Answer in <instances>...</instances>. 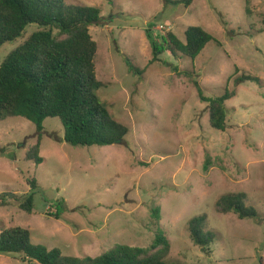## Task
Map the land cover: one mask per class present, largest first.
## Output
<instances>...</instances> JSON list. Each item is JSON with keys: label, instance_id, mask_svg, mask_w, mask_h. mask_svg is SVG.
<instances>
[{"label": "rangeland", "instance_id": "1", "mask_svg": "<svg viewBox=\"0 0 264 264\" xmlns=\"http://www.w3.org/2000/svg\"><path fill=\"white\" fill-rule=\"evenodd\" d=\"M65 3L101 9L90 27L98 44L97 78L104 83L99 95L130 132L113 145L73 146L61 120L46 118L37 163L26 159L38 140L36 125L23 116L0 120V196L11 200L0 206V233L21 226L33 243L95 257L116 243L147 247L162 228L170 264H264V0H194L188 7L166 0ZM191 25L220 44L209 42L194 61L165 53L152 62L149 35L158 40L173 31L184 38ZM23 40L1 46L0 63ZM164 61L194 72L206 96L235 92L226 101L225 131L211 128L208 103L192 80ZM242 75L259 81H239ZM33 178L30 213L19 203L34 190ZM232 193H244L257 216L219 212L217 201ZM156 207L160 221L152 216ZM201 214L214 235L211 253L190 238V220ZM0 264L28 263L0 253Z\"/></svg>", "mask_w": 264, "mask_h": 264}, {"label": "trees", "instance_id": "2", "mask_svg": "<svg viewBox=\"0 0 264 264\" xmlns=\"http://www.w3.org/2000/svg\"><path fill=\"white\" fill-rule=\"evenodd\" d=\"M194 0H166L171 4L190 6ZM102 16L99 7L66 4L65 0H0V47L17 38L23 42L10 51L0 63V120L23 116L32 121L38 131L37 143L26 153L28 161L41 163L40 155L43 121L57 117L65 130V141L73 146H107L124 140L130 129L110 112L108 104L99 95L104 83L97 78L96 55L98 44L90 27ZM32 25L36 29L28 34ZM151 38L152 62L159 61L165 53L174 57L183 55L193 61L207 44L220 42L202 26L191 25L184 38L173 31L160 39ZM132 71L142 70L132 65ZM179 76H186L194 83L198 95L208 103L211 128H227L226 101L235 96L227 88L220 96L209 97L193 72L182 71L178 66L164 61ZM235 73H239L238 66ZM243 80L258 77L242 75ZM211 159L207 157L203 169L208 171ZM33 191L19 203L21 209L32 213L37 193V180L29 181ZM0 196V206L10 205L11 200ZM17 201H20L19 199ZM221 213L234 212L241 219L257 216V210L246 204L244 193L223 195L217 201ZM63 206L55 216H60ZM50 215V213H49ZM160 221V207L152 210ZM207 215L194 216L189 223L190 238L202 250L211 253L214 235L207 229ZM170 241L159 228L151 245L133 246L116 243L99 256L66 255L59 248L49 249L33 243L31 232L21 226L8 227L0 233V253L19 254L28 264H170Z\"/></svg>", "mask_w": 264, "mask_h": 264}, {"label": "water", "instance_id": "3", "mask_svg": "<svg viewBox=\"0 0 264 264\" xmlns=\"http://www.w3.org/2000/svg\"><path fill=\"white\" fill-rule=\"evenodd\" d=\"M122 141V139H119V140H117V142L116 143H120Z\"/></svg>", "mask_w": 264, "mask_h": 264}]
</instances>
